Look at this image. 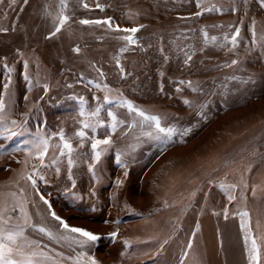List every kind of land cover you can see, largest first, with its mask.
Here are the masks:
<instances>
[{
    "label": "rangeland",
    "instance_id": "obj_1",
    "mask_svg": "<svg viewBox=\"0 0 264 264\" xmlns=\"http://www.w3.org/2000/svg\"><path fill=\"white\" fill-rule=\"evenodd\" d=\"M66 2L69 19L56 32L60 0H0V99L8 128L23 133L0 135V194L11 202L8 194L19 197L23 189L32 222L60 233L43 195L70 226L100 238L80 247L27 227L25 237L34 243L24 251L43 252L36 257L42 264H84L88 256L98 264H255L249 255L255 238L264 264L259 0H200V7L198 0ZM108 18L111 27L80 23ZM133 27L138 31H123ZM126 35L136 43L122 39ZM121 99L161 116L162 125L175 127L177 134L162 145L142 135L139 124L129 127L135 113L120 106ZM97 108L104 126L83 129L84 138L76 135ZM109 110L123 121L115 131L108 127ZM61 130L73 146L71 169L67 150L60 155ZM37 133L50 138L41 170L47 183L38 180V191L21 179L39 163L24 151L31 147L24 142ZM106 136L111 144L100 145V159L94 160L92 137ZM117 230L115 238L109 235Z\"/></svg>",
    "mask_w": 264,
    "mask_h": 264
},
{
    "label": "snow or ice",
    "instance_id": "obj_2",
    "mask_svg": "<svg viewBox=\"0 0 264 264\" xmlns=\"http://www.w3.org/2000/svg\"><path fill=\"white\" fill-rule=\"evenodd\" d=\"M25 3H27V0H25ZM259 3L261 7H264V0H259ZM67 2L66 0H60V11L58 15L55 17L56 20H58V23L56 25L55 31L59 32L61 30V27L68 21L69 17L65 14V9L67 8ZM85 8L88 7L87 3H84L83 5ZM197 6L200 7V0H198ZM97 8L102 9V5L96 4ZM210 11L211 9H205ZM235 11V9H233ZM196 15H201L200 12L196 13ZM81 24H108L109 27H111L110 18L100 21V20H88V19H82L80 21ZM143 27V26H141ZM119 30V29H118ZM124 32L129 33H135L138 31V28L133 27L130 29H123ZM55 33H52L54 35ZM239 34V29L236 30V35ZM253 35L255 33L253 32ZM205 37L207 38V34L205 33ZM122 39L126 40L129 44H135L136 40L133 38L132 35H126L123 36ZM215 40V37L212 38ZM225 41L228 40V36L225 35ZM255 42V41H254ZM231 43L233 47L236 46L237 40L236 36H232ZM126 49H121V51H124ZM74 51L79 52V48L74 49ZM189 60H191V56L187 57V60L185 63H187ZM117 66L120 65L119 59H117ZM237 61L233 60L232 64H236ZM25 67L27 68V62H25ZM121 71L123 72V68H121ZM27 79V77H26ZM191 83V82H189ZM5 88L8 87L7 84L4 86ZM45 90H47V86L45 85ZM81 102L83 103V97L79 98ZM105 102H110L109 96L104 97ZM185 104H190V101L185 100ZM120 106H126L129 113H135V116L132 119V123L129 125V127H132L136 124H139L142 130V135L159 141L162 145H167L174 135L177 134V129L173 126H163L161 121L162 117L159 115H153L146 112L144 109L137 107L133 104L132 101L121 99L119 101ZM201 108L204 107V105L200 106ZM5 105L3 103V100L0 99V127L3 128V132L0 133V135H3L4 133H7L6 139H11L14 136L22 135V132L12 131L8 128L6 118L3 115ZM198 115H202L203 113H197ZM81 115L84 116V110L81 109ZM90 116L91 121L89 120H82V129L76 133L81 138H84L87 133L83 129H91L93 132H96L97 128L104 126L105 121L100 119L99 115V108L96 109V111L87 114ZM108 116L111 118L110 123L108 124V127L111 128L112 131H115L118 124L123 123V121L118 120L117 116L111 111H108ZM137 117L139 120H137ZM206 119V117H205ZM10 123L13 126L21 127L22 125H18L17 121L12 120ZM147 127L149 130L144 131L143 129ZM191 131L190 128L184 129L180 135L186 136ZM60 137V141L62 143V147L60 148V155L63 156L65 154V150H67L68 154V165L69 169H71V166L73 164L72 160V152H73V146L69 142V140L65 137L63 131L61 130L60 133H58ZM49 139L46 138L40 133H37V137L34 138L32 141H25L24 143L26 145L30 144L31 147H25L24 151L27 153L29 158H35L38 160V164H35L32 166L30 171L22 173L21 179H24L26 181H29L31 183V186L33 189H37V181H44L45 176L42 174V169L46 167L45 158L47 156L48 150H49ZM111 139L109 137H105L104 139H98L96 137H92L91 147L94 153V160L100 159V145H110ZM0 147H3L0 145ZM117 161H120L119 155L117 156ZM28 160H25L24 166L25 168L28 167ZM51 163L53 165L57 164V159L53 158ZM123 166V165H121ZM91 170V165L89 166ZM60 169L59 167L56 168V172L59 173ZM127 175V173H125ZM69 179H71V175H69ZM118 185L122 183L121 181L116 182ZM75 184V181H73V185ZM222 188L225 187V185H221ZM235 185H229L227 188H234ZM38 191V189H37ZM21 196H17L15 192H10L8 195L11 197V202H9L8 199L2 198V194H0V264H42V261L36 259V257L43 256L44 253L41 251L33 250L31 252H25L24 248L26 244L34 243L32 241H27L25 237V228L32 227V228H38V230L41 233L46 234L51 239H59L64 241H70L72 243H75L79 245L80 247H84L88 245L90 242L97 241L100 237L86 229L80 228V227H73L70 226L63 218L58 216L54 211H51V205L49 202L45 199L43 195L40 196V199L45 203L49 205V211L52 218L59 222V227L63 231L60 233H53L48 228L44 227L43 225H36L32 222L31 217L29 216L27 210H26V200L23 198V189H20ZM230 200H234L235 197L232 195H229ZM19 213V215H17ZM242 215L247 216V213H243ZM225 216L227 217V210L225 209ZM244 225H242L243 227ZM118 234L117 231H113L109 233V235L113 238H115ZM125 246H128L130 244V241L125 240L124 241ZM84 253L80 254V258H84ZM249 255L251 261L255 262V264H260V249L257 244V241L255 238L251 240V247L249 249ZM84 264H98V261L93 256H88L84 260Z\"/></svg>",
    "mask_w": 264,
    "mask_h": 264
}]
</instances>
